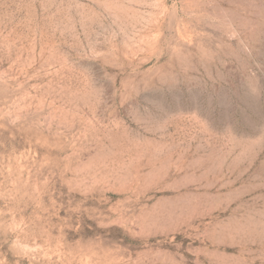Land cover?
<instances>
[{"label": "rangeland", "instance_id": "1", "mask_svg": "<svg viewBox=\"0 0 264 264\" xmlns=\"http://www.w3.org/2000/svg\"><path fill=\"white\" fill-rule=\"evenodd\" d=\"M0 264H264V0H0Z\"/></svg>", "mask_w": 264, "mask_h": 264}]
</instances>
